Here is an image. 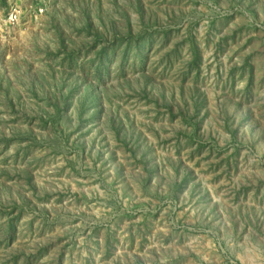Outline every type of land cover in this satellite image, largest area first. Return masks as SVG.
<instances>
[{
  "label": "rangeland",
  "instance_id": "1",
  "mask_svg": "<svg viewBox=\"0 0 264 264\" xmlns=\"http://www.w3.org/2000/svg\"><path fill=\"white\" fill-rule=\"evenodd\" d=\"M0 264H264V0H0Z\"/></svg>",
  "mask_w": 264,
  "mask_h": 264
},
{
  "label": "built area",
  "instance_id": "2",
  "mask_svg": "<svg viewBox=\"0 0 264 264\" xmlns=\"http://www.w3.org/2000/svg\"><path fill=\"white\" fill-rule=\"evenodd\" d=\"M18 15V13H16V12H14L12 15H10V20L12 21H15V20H17V16Z\"/></svg>",
  "mask_w": 264,
  "mask_h": 264
}]
</instances>
